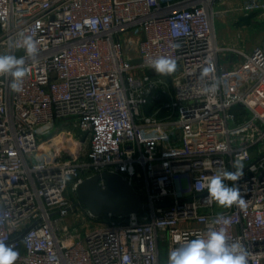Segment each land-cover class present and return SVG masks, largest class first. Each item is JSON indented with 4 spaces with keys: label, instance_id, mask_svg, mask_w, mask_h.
<instances>
[{
    "label": "built area",
    "instance_id": "obj_1",
    "mask_svg": "<svg viewBox=\"0 0 264 264\" xmlns=\"http://www.w3.org/2000/svg\"><path fill=\"white\" fill-rule=\"evenodd\" d=\"M227 1L0 0V53L23 55L9 48L21 32L39 41L21 93L0 77V240L16 264H162L176 235L193 238L218 216L249 264H264V51L220 46ZM161 55L176 60L171 78L147 66ZM237 159L243 177L225 183L247 207L221 208L196 182ZM104 173L148 210L74 208L77 186Z\"/></svg>",
    "mask_w": 264,
    "mask_h": 264
},
{
    "label": "clouds",
    "instance_id": "obj_2",
    "mask_svg": "<svg viewBox=\"0 0 264 264\" xmlns=\"http://www.w3.org/2000/svg\"><path fill=\"white\" fill-rule=\"evenodd\" d=\"M39 41L32 35L23 32L18 39L10 41L11 50H22L23 55L17 56L13 51L0 53V77L10 79L9 88L15 93L23 91V82L29 74L28 61L35 62L39 54ZM178 48V44H173ZM147 66L161 77L173 74L177 69L176 60L168 56H158L147 61ZM212 71L211 66L203 69V75ZM235 171H222L209 177L204 183L196 182L197 190H207V199L221 208L233 205L245 209L247 207L238 183L231 186L226 180L238 182L243 177L244 164L242 159L233 161ZM230 218L218 216L206 231L195 234L193 238L176 235L177 246L167 254V264H249V251L239 241L229 242L227 229ZM183 242L181 243V241ZM19 252L4 240H0V264H16Z\"/></svg>",
    "mask_w": 264,
    "mask_h": 264
},
{
    "label": "water",
    "instance_id": "obj_3",
    "mask_svg": "<svg viewBox=\"0 0 264 264\" xmlns=\"http://www.w3.org/2000/svg\"><path fill=\"white\" fill-rule=\"evenodd\" d=\"M105 181L106 188L100 187ZM78 202L74 208L84 207L94 217H129L148 210L141 196L120 175L104 173L92 176L79 184L75 190Z\"/></svg>",
    "mask_w": 264,
    "mask_h": 264
},
{
    "label": "rangeland",
    "instance_id": "obj_4",
    "mask_svg": "<svg viewBox=\"0 0 264 264\" xmlns=\"http://www.w3.org/2000/svg\"><path fill=\"white\" fill-rule=\"evenodd\" d=\"M218 10L215 27L221 47L245 49L247 52L260 48L264 51V10L245 13L241 10L240 0H229ZM72 196L77 203L76 195L72 193ZM80 221L76 219L77 223ZM166 260L163 251L162 264H166Z\"/></svg>",
    "mask_w": 264,
    "mask_h": 264
},
{
    "label": "crops",
    "instance_id": "obj_5",
    "mask_svg": "<svg viewBox=\"0 0 264 264\" xmlns=\"http://www.w3.org/2000/svg\"><path fill=\"white\" fill-rule=\"evenodd\" d=\"M245 50V49H244Z\"/></svg>",
    "mask_w": 264,
    "mask_h": 264
},
{
    "label": "trees",
    "instance_id": "obj_6",
    "mask_svg": "<svg viewBox=\"0 0 264 264\" xmlns=\"http://www.w3.org/2000/svg\"><path fill=\"white\" fill-rule=\"evenodd\" d=\"M84 208V207H83Z\"/></svg>",
    "mask_w": 264,
    "mask_h": 264
}]
</instances>
